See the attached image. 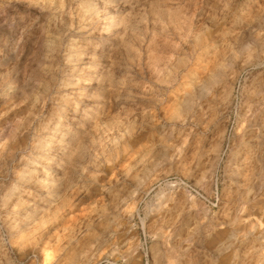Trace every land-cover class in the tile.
<instances>
[{
  "label": "clouds",
  "instance_id": "clouds-1",
  "mask_svg": "<svg viewBox=\"0 0 264 264\" xmlns=\"http://www.w3.org/2000/svg\"><path fill=\"white\" fill-rule=\"evenodd\" d=\"M0 264H264V0H0Z\"/></svg>",
  "mask_w": 264,
  "mask_h": 264
}]
</instances>
